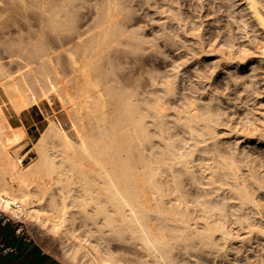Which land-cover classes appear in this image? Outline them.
<instances>
[{"label": "bare ground", "instance_id": "1", "mask_svg": "<svg viewBox=\"0 0 264 264\" xmlns=\"http://www.w3.org/2000/svg\"><path fill=\"white\" fill-rule=\"evenodd\" d=\"M255 61L264 0H0V207L73 264H264V112L219 135Z\"/></svg>", "mask_w": 264, "mask_h": 264}, {"label": "rangeland", "instance_id": "2", "mask_svg": "<svg viewBox=\"0 0 264 264\" xmlns=\"http://www.w3.org/2000/svg\"><path fill=\"white\" fill-rule=\"evenodd\" d=\"M196 15H199L198 13H195V16ZM138 17H139V19L141 20V23L139 24L142 28H143V30H146L147 29V22H148V18L145 16V14H144V11L141 9L140 11H138ZM196 19H194V23H197V25H201V26H197V29L199 30V27H200V29L202 30H205V31H207V29H208V27H207V25H206V20L208 19L209 20V18L210 17H207V18H203V19H200V18H198V17H195ZM205 19V20H204ZM199 20V21H198ZM201 20H203V21H201ZM207 20V21H208ZM196 21H198V22H196ZM204 23V24H203ZM204 25V26H203ZM251 27H247V29L245 28V29H243L242 31H239V30H237L235 33H238V35L236 36L237 38L234 40V43H233V47H232V49L235 51V52H238L239 50H241V48H243V45L242 44H244L245 46V51H248L249 53V57H251V60H249V61H253V59H257V57H258V54H256V53H258V50L259 49H257V47L259 46V42H260V36L256 33V32H251L253 29H250ZM245 30L246 31H248V32H245ZM196 32V34H199V33H201L202 31H195ZM242 32V36H241V34H239V33H241ZM243 33H245V34H243ZM254 33V34H253ZM247 34V35H246ZM258 35V36H257ZM240 39H239V38ZM245 37V38H244ZM205 38V37H204ZM207 38H208V36H207ZM243 39V40H242ZM241 40V41H240ZM218 41V40H217ZM213 42V43H215V44H211V45H209L208 47V51H211V52H208V53H206V54H204V55H206V56H204L203 54H201L202 56H203V58L202 59H206V57H207V61H209L208 62V64H207V61H206V67H209V66H211L212 64H215V63H219V64H221V62H222V60H220V52L219 51H221V49L223 48L222 46H219V45H217V43L218 42ZM245 41V42H244ZM241 44V47L239 46ZM213 45H215V46H213ZM215 48V49H214ZM213 49H214V51H213ZM251 52V53H250ZM208 54V55H207ZM209 54H211V57H209ZM250 54H251V56H250ZM214 57H213V56ZM205 57V58H204ZM241 56L238 54V56L236 57L237 58V61L239 62V58H240ZM252 57H254V58H252ZM209 58H211V59H209ZM236 58L234 59V60H232V64H236L237 63V61H236ZM218 59H219V61H218ZM212 61V62H211ZM214 61V62H213ZM216 61V62H215ZM202 62V61H201ZM201 62H200V64H201ZM236 62V63H235ZM238 64V63H237ZM264 64V61L263 62H261V64H259L257 61H255L253 64H250V66L248 65L247 67L246 66H244V67H241V68H237V70H238V72H240L241 73V75L244 77V79H245V81H246V84H245V90L243 91L244 92V94L242 93V95H238L237 96V94H235L234 93V90L232 89V88H229V89H227V90H223V93H225V91H227L226 93H225V95H222V97H223V102L224 101H227V100H229V101H227L228 102V104H225L224 103V105H223V107H225V119H226V123H225V125H223V126H221L220 127V138H222L223 139V141L225 140V141H227V140H231V141H233L234 140V136H235V139H237V140H239V141H241L242 139L244 140V138L242 137L243 135H244V132L242 131V128H241V126H242V123L243 122H245L244 120H247V121H249V122H254L255 124H261V122H262V117H263V108H264V71L263 70H261V67L262 66H264L263 65ZM209 65V66H208ZM239 65V64H238ZM245 65V64H244ZM252 65V66H251ZM218 66H221V67H217L216 68V70L218 71V72H221L222 71V69H223V66H224V63L222 62V64L221 65H218ZM239 67V66H238ZM248 67H250L251 69H253L252 71H249V70H251L250 68H248ZM222 68V69H221ZM258 69V70H257ZM216 70H215V72H213V74L215 73V75H213V77L215 78V77H217V75H219V73L217 72L216 73ZM240 70V71H239ZM261 70V71H260ZM183 72V71H182ZM244 72V73H243ZM249 72V73H248ZM251 72H253V74L251 73ZM258 73V74H257ZM252 76H250V75ZM257 75V76H256ZM246 76V77H245ZM222 77V76H221ZM220 77V78H221ZM219 78V79H220ZM250 78V79H249ZM252 78V79H251ZM194 80V79H193ZM213 80V78H211V81ZM251 81V82H250ZM208 83L209 81L208 80H206L205 81V83ZM206 83V84H207ZM210 83V82H209ZM208 83V84H209ZM255 84V85H254ZM251 86V87H250ZM206 89L208 90L209 88H208V85H207V87H206ZM206 90V91H207ZM246 91V92H245ZM248 91V92H247ZM254 96V98H253V96ZM240 97V98H239ZM227 98V99H226ZM230 98V99H229ZM225 99V100H224ZM237 99V100H236ZM230 101H232V102H230ZM233 101H234V103H233ZM236 105H237V107H236ZM242 105V106H241ZM241 106V107H240ZM244 106V107H243ZM247 106V107H246ZM252 106V107H251ZM240 107V108H239ZM238 108V109H237ZM249 108V109H248ZM251 108V109H250ZM232 109L234 110V111H232ZM242 109V110H241ZM244 109V110H243ZM237 110V111H236ZM251 110V111H250ZM255 110V111H254ZM226 111L228 112V113H226ZM258 111V112H257ZM246 112V113H245ZM251 112H252V114H251ZM260 113V114H259ZM248 115L250 116V117H248ZM253 115V116H252ZM242 116H244V117H242ZM232 117V118H231ZM235 118V120H234V118ZM242 117V118H241ZM253 119H252V118ZM258 117V118H257ZM227 119H229V120H227ZM241 119V120H240ZM240 120V121H239ZM261 121V122H260ZM232 122V123H231ZM239 122H241V123H239ZM238 124H239V126H238ZM228 126V127H227ZM223 127V128H222ZM240 127V128H239ZM227 128V129H226ZM232 130H231V129ZM235 128V129H234ZM225 129V130H224ZM237 129V130H236ZM227 130V131H226ZM228 130H230L229 131V133H228ZM234 131V132H233ZM237 133H236V132ZM227 133V134H225V133ZM230 133H232V134H230ZM234 133V134H233ZM251 133H253L252 131H251ZM251 133H249V134H251ZM236 134H238V135H236ZM239 134H240V136H239ZM248 134V135H249ZM222 135V136H221ZM229 135H231L232 136V138H231V136H230V138H229ZM242 135V136H241ZM225 136V137H224ZM228 136V137H227ZM237 136V137H236ZM245 136V135H244ZM224 137V138H223ZM241 137V138H240ZM260 153V155L261 156H263V158H264V151H260L259 152ZM29 158H30V156H27L26 157V160H25V163L29 160ZM0 211L1 212H3L4 214H6L7 216H9V217H11V219L13 220V221H19L20 223H22V226H23V228H24V232H25V235H27L28 237H30L31 239H33L34 241H36L38 244H39V246L43 249V250H45L46 252H48V253H50L51 255H53V256H55L57 259H59V261H61V263H63V264H73L71 261H69V260H67V258L64 256V253H63V249L61 248V247H59V238L57 239V237H58V235H54V234H50V233H48V232H46V230H44V229H42V227H40V226H37V225H35L32 221H30V219L29 218H27L24 214H25V210H24V207L22 208V210H21V212H20V214L19 215H23L22 217L21 216H19V217H15L12 213H11V211L10 210H2V208L0 207ZM23 212V213H22ZM22 213V214H21ZM229 227H232V225L231 226H229ZM233 228V227H232ZM234 229V228H233ZM235 230V229H234ZM233 230V231H234ZM236 231V230H235ZM235 231H234V234H236L235 233ZM234 236V240L235 241H233V243H235V242H237L236 244H234L235 246H239L240 245V241H241V237H243V235H233ZM238 240V241H237ZM240 240V241H239ZM246 242L244 241V242H242L241 244L244 246V244H245ZM239 244V245H238ZM253 243H251V245H252ZM246 245H248V244H246ZM246 245L244 246V247H246ZM251 245L249 246V248H245V250H247V249H249V250H247V251H249V252H246V253H250V252H253V250H252V248H251ZM256 244L254 243L253 244V246H255ZM61 248V249H60ZM251 248V249H250ZM61 250V251H60ZM252 250V251H251ZM264 251V250H263ZM262 251V252H263ZM63 254H62V253ZM250 254H252V253H250ZM263 254H264V252H263ZM64 257H63V256ZM68 261V262H67Z\"/></svg>", "mask_w": 264, "mask_h": 264}, {"label": "crops", "instance_id": "3", "mask_svg": "<svg viewBox=\"0 0 264 264\" xmlns=\"http://www.w3.org/2000/svg\"><path fill=\"white\" fill-rule=\"evenodd\" d=\"M0 244L13 248L12 252L7 253L0 248V264H63L30 237L16 234L14 226L2 219Z\"/></svg>", "mask_w": 264, "mask_h": 264}, {"label": "built area", "instance_id": "4", "mask_svg": "<svg viewBox=\"0 0 264 264\" xmlns=\"http://www.w3.org/2000/svg\"><path fill=\"white\" fill-rule=\"evenodd\" d=\"M0 219H2L5 222L11 223L14 226V228H15L16 234L25 235L22 223H20L19 221H13L11 219V217L7 216L6 214H4L1 211H0ZM0 248H1L2 252H4V253L13 251V248L8 247V246H4L3 244H0Z\"/></svg>", "mask_w": 264, "mask_h": 264}]
</instances>
